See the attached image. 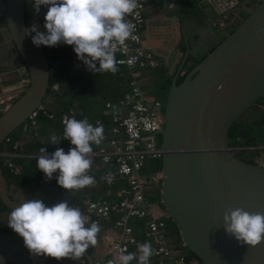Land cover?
Here are the masks:
<instances>
[{"label": "water", "instance_id": "1", "mask_svg": "<svg viewBox=\"0 0 264 264\" xmlns=\"http://www.w3.org/2000/svg\"><path fill=\"white\" fill-rule=\"evenodd\" d=\"M254 1L253 9L236 11L233 32L213 47L209 40H199L206 27L195 25L190 32L184 17L175 13L182 20L185 52L175 74L166 72L164 78L170 79V87L160 133L162 200L186 248L201 264H264V240L255 246L241 244L222 226L229 209L264 213V166L233 153L229 136L234 124L264 98V0ZM25 4L0 0V33L14 55L12 64L0 62V71L25 68L29 76L28 85L15 92L18 98L1 113L0 150L45 103L50 90L43 45L32 43L35 33L26 34ZM213 23L208 24L212 33ZM200 48L204 52L198 54L205 57L195 65L190 59ZM182 72L188 74L179 83ZM5 97L1 92L0 100ZM13 192L0 160V202L10 211L22 202ZM85 256L87 264H95L92 255ZM0 264L82 263L33 256L19 234L0 232Z\"/></svg>", "mask_w": 264, "mask_h": 264}, {"label": "built area", "instance_id": "2", "mask_svg": "<svg viewBox=\"0 0 264 264\" xmlns=\"http://www.w3.org/2000/svg\"><path fill=\"white\" fill-rule=\"evenodd\" d=\"M149 0H136V7L125 16L130 25L131 35L124 45H117L114 55L116 66L129 72L136 70L156 69L160 66L155 52L144 43L145 27L147 25L146 11ZM262 0H256L261 2ZM255 3L254 0H202L200 5L209 7L215 14L213 34L218 40L228 37L234 30L236 11ZM171 8H176L174 5ZM29 24L39 25L37 19ZM71 67L77 73H90L86 65L78 60L71 46ZM98 66V65H97ZM26 71V69L24 68ZM132 80L115 102H106L104 115L111 119L112 127L107 144L88 154L91 166L87 174L94 177V184L86 186L85 190L92 192L102 187L105 193L100 196L88 194L77 207L84 215L87 226L95 222L100 231L97 233V242L77 259L82 264H87L85 253L92 255L95 264H115V257L119 250L137 252V246L149 242L154 252L157 264H201L196 257H189L185 252V244L178 230L176 237L172 236L173 230L168 228L167 209L162 196V170L150 172L153 162L161 161L160 133L165 127V103L155 95L144 92L137 80L138 75L131 73ZM29 77V76H28ZM29 79L26 81L27 86ZM65 84H54L53 93H63ZM11 105V104H10ZM0 105V114L9 106ZM264 109V106L262 107ZM41 117L57 121L64 128L66 119L75 117L73 109L57 116L53 99L48 97L30 116L24 126L22 139L13 141L6 138L0 150V160L4 169L17 172V159H37L38 156L53 153L57 148L68 151L70 143L54 144L52 147L42 145L36 151H25L26 133L39 127ZM93 126L102 125L101 118L88 120ZM263 147H232L235 154L261 150ZM258 165L264 166L262 160H255ZM125 179L126 185L117 186L115 176ZM160 195V202L153 199ZM160 193V194H159ZM70 204V203H69ZM145 220L146 240L141 241L134 235L131 222ZM119 246V249L116 246ZM92 250V254L90 251Z\"/></svg>", "mask_w": 264, "mask_h": 264}, {"label": "clouds", "instance_id": "3", "mask_svg": "<svg viewBox=\"0 0 264 264\" xmlns=\"http://www.w3.org/2000/svg\"><path fill=\"white\" fill-rule=\"evenodd\" d=\"M42 6L47 8L44 30L36 24L26 30L28 35L35 33V46L69 45L88 71H117L114 49L118 44L124 45L131 35L125 16L136 7V0H34L36 13ZM62 140L73 147L67 152L57 148L51 154L42 149L46 154L37 157L36 168L46 180L55 174L57 184L70 192L94 184V177L87 174L91 166L88 154L93 144L104 140L103 126H93L87 118L66 119L62 138L50 137L53 144ZM86 223L80 208L66 200L48 206L41 199H28L12 209L7 225L23 238L33 256L77 260L90 245L96 244L100 231L95 222L90 226ZM222 226L241 244L255 246L264 240V213L229 209L223 214ZM154 252L151 244L145 242L137 246V252L119 250L115 264H132L134 260L136 264H150Z\"/></svg>", "mask_w": 264, "mask_h": 264}, {"label": "trees", "instance_id": "4", "mask_svg": "<svg viewBox=\"0 0 264 264\" xmlns=\"http://www.w3.org/2000/svg\"><path fill=\"white\" fill-rule=\"evenodd\" d=\"M202 0H149L148 4H156L158 7H163L165 4L176 5V10L183 16H196L199 20L202 16L201 8L205 6H201L200 2ZM147 4V5H148ZM25 17L28 22L33 19H37L39 22L38 27L41 30L44 25V13L40 11L36 13L33 5L30 4L29 0H26L25 4ZM31 26V24H29ZM45 55L49 62L50 67V90L47 96L51 97L56 105L57 116H60L62 113L67 112L70 109L80 108L83 112L84 117H80L81 120L88 117L93 118H101L103 120V128L110 129L112 127L111 119L104 115V105L107 101L95 99H90L91 90H96L99 88L100 90L104 89L103 80H114L120 77L125 79L127 78V83H129L132 78L131 75L128 74L127 70L124 68L117 67L116 72H101V73H77L72 70L71 67V46L65 44H59L55 47H47L43 46ZM205 57V53H203L199 58L195 59V65H197L203 58ZM194 65V66H195ZM193 67L189 68L188 72ZM188 72H182L179 77V83L183 82ZM127 73V74H126ZM125 76V77H124ZM118 78V82H121ZM164 83L162 84V90L167 94L170 87V79H164ZM65 84L66 89L63 93H53L51 91V87L54 84ZM97 87V88H95ZM120 95L117 96L119 98ZM163 100V99H162ZM118 101L117 99L114 100ZM166 103V100H163ZM264 101V98L262 99ZM260 102H257L253 107H257ZM264 105V102L263 104ZM79 106V107H77ZM259 111H264V109L259 107ZM1 116V114H0ZM243 118V117H242ZM241 118V119H242ZM90 119V118H89ZM88 119V120H89ZM238 120L230 131V146H239V147H258L259 145H264V115L259 118H256L254 122L244 123L242 120ZM39 123L46 128H53L57 137L62 138V133L64 128L57 121H52L48 118L41 117L39 119ZM27 124V123H26ZM22 125L16 132L11 134L9 137L13 141H19L22 139L24 126ZM27 133L34 132L31 127H29ZM64 143V140L61 141ZM45 145L39 143L36 147L33 145H29V147L33 149H38L40 146ZM28 148V145L26 146ZM240 158H243L245 161L253 163V159L247 157L246 153L238 154ZM16 165L19 167L17 172H11L10 170L5 169V175L9 182V187L15 188L16 192H13V195L20 201L28 200V199H41L46 205L51 206L55 203L60 202L63 199L60 186L56 182L55 174L51 180H46L45 175L42 171L36 168V159H17ZM2 163V162H1ZM162 170V161L153 162L151 165V171L153 173L160 172ZM47 186V195L43 194V187ZM81 202H74L70 205L79 206ZM1 202H0V217L3 213L9 212ZM11 212V211H10ZM168 228L171 230H178L177 226L171 219H167ZM131 225L134 230V235L138 238V240L145 241V220H134L131 222ZM0 232L9 233L14 232L11 228H8L1 223L0 221ZM134 252V250H131ZM186 255L189 257H195L191 252L185 248ZM92 254V250L90 251ZM135 264L136 261L134 260ZM150 264H157V260L154 256L150 257Z\"/></svg>", "mask_w": 264, "mask_h": 264}, {"label": "crops", "instance_id": "5", "mask_svg": "<svg viewBox=\"0 0 264 264\" xmlns=\"http://www.w3.org/2000/svg\"><path fill=\"white\" fill-rule=\"evenodd\" d=\"M29 2L31 5L34 4V0H29ZM172 5L176 7L174 3L165 4L162 8L158 7L156 4H148L146 11L147 25L145 27L144 43L146 46H150L153 49L157 59L160 61V66L156 69L136 70L133 72H129L127 70L128 74L130 75L131 73L138 75L137 80L141 89L150 95L158 96L157 91L161 86L164 78H166V72L170 76H173L175 74L185 52V44L183 42L182 36V20L177 15H175V13L178 11L176 10V8H171ZM41 11L45 14L47 8L42 6ZM200 16H202L200 20L196 18V16H193V21H190V23H188V26L185 24V29L191 32L195 25H199V27H206L205 31L200 34L199 40L201 42H206L207 40H209L210 47H213L217 42V38L212 33V30L208 26V24L215 19V14L211 8L202 7ZM184 21L186 22L185 17ZM193 44V46L196 47L195 42ZM201 51V48L200 52H198V49H194V53H196L197 55L193 54L190 61L194 62L196 58H199V56L201 55H199L198 53H201ZM0 62L3 65H10L14 62V55L11 51V48L3 40L1 33ZM126 77L125 79L122 77V80H120V77H118L121 82H118V78L110 81H106L104 79V89L100 90L99 88L95 87L97 89L91 90V93L89 94L91 97L90 99H95L96 101L104 100L107 102H114V100L116 99L119 100L121 98V94L128 87ZM28 79V73L24 70V68H15L9 71H0V93L3 92L7 94V97L0 100V105H2L3 107L8 104H12L18 98V95L15 94V92L20 88L26 86L25 83ZM104 94H106V96H104ZM118 95H120L119 98H117ZM53 103L56 107L57 104L54 100ZM75 113L77 120H81L79 116L84 117L82 116L83 112L80 108L75 109ZM262 115H264V111L258 110L252 122H254L256 118H259ZM88 119L93 120L97 118H93L91 116L88 117ZM33 131L34 132L26 133V136L24 137L26 142L25 151L33 152L37 150L29 147V145H33L35 147L39 143L45 144L49 147H52L54 145L50 142V137L53 135L56 136L55 131L52 127L45 129L43 125L39 123V127L34 129ZM109 138L110 129H104V140L99 145L93 144L92 149L97 150L105 146ZM27 145L28 148H26ZM258 147H263V149L247 152V157L253 159L254 162L255 160H262L264 162V145H259ZM115 180L117 181V186L124 187L126 185L125 179L118 177V175L115 176ZM60 189L63 199L68 201L70 204L74 202H81L88 194L100 196L105 193V190L102 187H98L92 192H88L85 189L73 190L70 192L69 190L62 188L61 186ZM43 192V194L45 195H47V192L49 194L46 185H44L43 187ZM161 199L160 195H158L157 193L156 197L153 199V202L159 203ZM87 224L88 222L86 223V226ZM176 235L177 232L173 231L172 236L176 237ZM132 264H135V262L133 261Z\"/></svg>", "mask_w": 264, "mask_h": 264}, {"label": "rangeland", "instance_id": "6", "mask_svg": "<svg viewBox=\"0 0 264 264\" xmlns=\"http://www.w3.org/2000/svg\"><path fill=\"white\" fill-rule=\"evenodd\" d=\"M242 17H246L247 14L246 13H241ZM193 16L190 17H186V22L185 24L188 26V23H190V21H193ZM104 96H106V94H104ZM259 110V106L252 108L251 110H249L248 112H246V114L243 116V118L241 119L242 122L244 123H249L253 121V118L255 117L257 111ZM9 217H10V211L3 213L0 217V221L1 223H4V225L8 228H10L7 224L9 222Z\"/></svg>", "mask_w": 264, "mask_h": 264}, {"label": "flooded vegetation", "instance_id": "7", "mask_svg": "<svg viewBox=\"0 0 264 264\" xmlns=\"http://www.w3.org/2000/svg\"><path fill=\"white\" fill-rule=\"evenodd\" d=\"M253 7H254V3H251V4L248 6V9H253ZM199 52H200V51H199ZM201 53H202V51H201ZM164 81H165V80H163V82L161 83V86L158 88L157 94H158V97H159V98H161V99H163V100H166L168 93L165 94V93H164V90H162V84L164 83ZM258 102H260V103L258 104V106H259L260 108H262V107L264 106V105H262L264 101H262V99H261V100H259Z\"/></svg>", "mask_w": 264, "mask_h": 264}]
</instances>
